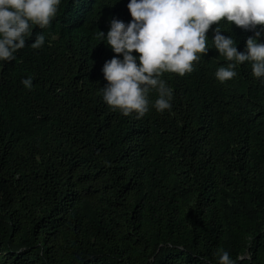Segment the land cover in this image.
Wrapping results in <instances>:
<instances>
[{
    "label": "trees",
    "instance_id": "obj_1",
    "mask_svg": "<svg viewBox=\"0 0 264 264\" xmlns=\"http://www.w3.org/2000/svg\"><path fill=\"white\" fill-rule=\"evenodd\" d=\"M129 2L62 0L0 61V264H216L221 248L264 264V82L247 62L216 79L213 25L193 71L161 77L171 110L122 116L102 98L117 54L99 31L129 23ZM223 30L241 52L254 36Z\"/></svg>",
    "mask_w": 264,
    "mask_h": 264
},
{
    "label": "clouds",
    "instance_id": "obj_2",
    "mask_svg": "<svg viewBox=\"0 0 264 264\" xmlns=\"http://www.w3.org/2000/svg\"><path fill=\"white\" fill-rule=\"evenodd\" d=\"M61 3L0 0V61L16 60L15 53L25 48L34 28L43 30L51 25ZM127 7L132 17L129 23L113 18L106 36L99 31L104 44L117 54L103 66L107 85L101 88L102 98L122 116L139 120L150 107L158 113L170 111L174 93L161 77L164 73H191L194 62L209 50L206 34L213 25L217 27L213 29L212 44L229 62L218 68L216 79L220 83L232 80L237 76V66L247 62L252 76L264 82V0H130ZM233 23L254 32L243 52L238 51L231 35L223 34L224 26L231 30ZM44 44L45 35L37 34L30 47L40 49ZM21 83L27 89L33 88L31 77ZM153 92L157 95L154 103L149 97ZM213 255L216 264H235L222 248Z\"/></svg>",
    "mask_w": 264,
    "mask_h": 264
}]
</instances>
